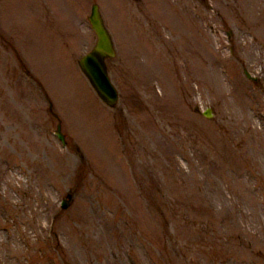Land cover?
<instances>
[{
    "label": "rangeland",
    "instance_id": "rangeland-1",
    "mask_svg": "<svg viewBox=\"0 0 264 264\" xmlns=\"http://www.w3.org/2000/svg\"><path fill=\"white\" fill-rule=\"evenodd\" d=\"M0 264H264V0H0Z\"/></svg>",
    "mask_w": 264,
    "mask_h": 264
},
{
    "label": "water",
    "instance_id": "water-1",
    "mask_svg": "<svg viewBox=\"0 0 264 264\" xmlns=\"http://www.w3.org/2000/svg\"><path fill=\"white\" fill-rule=\"evenodd\" d=\"M87 21L95 36V41L91 48L77 59V64L96 96L104 104L112 106L117 101L118 94L108 76L105 58L113 57L114 49L111 37L95 4L90 7ZM246 76L250 78L247 73ZM200 113L205 118L211 117L210 108L208 107H205ZM56 137L63 144V137L59 133V125L56 126ZM60 208H65L63 200L60 203Z\"/></svg>",
    "mask_w": 264,
    "mask_h": 264
}]
</instances>
